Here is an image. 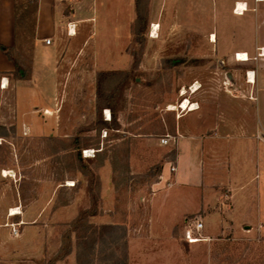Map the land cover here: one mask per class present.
<instances>
[{"label":"rangeland","instance_id":"obj_1","mask_svg":"<svg viewBox=\"0 0 264 264\" xmlns=\"http://www.w3.org/2000/svg\"><path fill=\"white\" fill-rule=\"evenodd\" d=\"M38 2L16 0L19 40L10 52L18 69L30 74ZM141 9L144 19L133 26L129 47L133 66L106 71L129 73L113 100L117 129L100 124L111 122L113 113L97 109V76L91 83L87 71L85 81L75 74L69 80L68 61L58 82L41 83L48 88L18 89V102V71L11 76L8 96L0 97V256H18L15 241L28 228L36 231V241L62 247L72 222L90 211L88 221L72 233L69 256L57 261L59 250L46 264H264V231L252 230V222L236 225L229 188L214 187L217 197L210 206L203 204L209 193L195 192L202 209L181 218L163 200L170 188L163 169L175 164V150L161 140L183 113L170 106L205 101L238 120L251 108L241 104V88L228 79L232 72L221 68L223 62L169 50L145 58L153 50L147 35L149 0H141ZM17 103L25 110L23 118ZM24 119L36 121L37 131ZM4 171L13 174L7 177ZM14 209L20 214L12 216ZM196 217L203 220L206 239L190 243L184 230Z\"/></svg>","mask_w":264,"mask_h":264},{"label":"crops","instance_id":"obj_2","mask_svg":"<svg viewBox=\"0 0 264 264\" xmlns=\"http://www.w3.org/2000/svg\"><path fill=\"white\" fill-rule=\"evenodd\" d=\"M245 6L247 11L241 14ZM137 18V0H86L72 6L63 0H39L31 79L16 80L17 102L20 88L43 89L48 88L45 82H58L67 61L69 80L75 74L78 80L85 81L88 71L92 83L98 72L130 70L133 55L129 47ZM156 29L157 36L153 35ZM18 30L16 0H0V45L14 48ZM147 30L153 50L146 52L145 58L161 57L169 50L190 59H206L211 64L223 62L221 68L226 69V65L232 72L228 79L241 88V104L251 108L249 115L239 120L220 115L205 106V101L188 100L195 108L187 111L177 108L183 113L169 133L172 140L168 145L161 144L175 150L177 168L174 174L170 166L163 169V179L170 184L163 200L181 218L202 209L195 192L209 193L203 204L210 206L217 197L214 187L229 188L236 225L252 222V230L257 227L256 231L262 233L264 4L256 0H149ZM47 40L51 43L47 44ZM239 55L248 56V61ZM145 58L141 65L145 66ZM216 71L220 73V68ZM14 72L15 64L0 49V97L8 96ZM3 83L8 87L3 89ZM17 105L23 118L25 110L20 111ZM24 121L37 131L33 124L36 121ZM41 131L44 134L48 130ZM35 233L32 228L25 229L15 241L19 255L0 256V264H46L59 252L60 242L49 248L48 242L35 240Z\"/></svg>","mask_w":264,"mask_h":264},{"label":"trees","instance_id":"obj_3","mask_svg":"<svg viewBox=\"0 0 264 264\" xmlns=\"http://www.w3.org/2000/svg\"><path fill=\"white\" fill-rule=\"evenodd\" d=\"M27 3L30 2L27 1ZM35 14H36V10H35ZM137 15L138 18L136 24H141V22L144 19L141 9V0H137ZM0 49L3 53H5L8 56V58L11 61H13L10 55V52L12 50L11 48H6L0 45ZM13 63L15 64V71L16 72L18 71L16 80L31 79L30 73L19 70L17 64L14 61ZM137 65H138V61H135L134 67H137ZM122 75H126V77L124 79L119 78ZM127 75H129V73L106 72V71H101L97 74V109L98 110L110 109L113 113L111 122H103V120L100 122V124L103 125L104 127L112 126L115 127L116 129L118 128V118L115 109L113 107V100L115 99L116 94L118 93L120 87L124 85ZM78 157H80V154H78ZM93 193H94V188L90 187V194L92 195ZM90 213H91L90 211L82 212L72 222L71 228H73V230H71L67 235L63 237V243L57 261H61L65 259L67 256H69L71 252L72 233L75 232L76 229H78L81 223L88 221V218L92 216V214Z\"/></svg>","mask_w":264,"mask_h":264},{"label":"built area","instance_id":"obj_4","mask_svg":"<svg viewBox=\"0 0 264 264\" xmlns=\"http://www.w3.org/2000/svg\"><path fill=\"white\" fill-rule=\"evenodd\" d=\"M30 3H34L36 0H27ZM65 3H69L70 5L73 4H78V3H82L85 2L86 0H63ZM258 3H263L264 4V0H256ZM237 10V8H236ZM247 11V6L244 7V9L241 11V14H243L244 12ZM71 32V30H70ZM47 44H50L51 42L49 40L46 41ZM4 82V79H3ZM3 89L8 87V83L5 85L4 83L1 86ZM110 120V118H109ZM172 140V138L167 135L166 137H164L161 140L162 145H168L170 143V141ZM176 166L174 164L171 163L170 165V172L172 174H174L176 172ZM204 223L201 217H196V218H192L190 220H188V222L186 223L185 226V230H184V238L190 242V243H195V242H201L204 241L206 238L204 237ZM13 233L15 235H18V230L17 229H13Z\"/></svg>","mask_w":264,"mask_h":264},{"label":"bare ground","instance_id":"obj_5","mask_svg":"<svg viewBox=\"0 0 264 264\" xmlns=\"http://www.w3.org/2000/svg\"><path fill=\"white\" fill-rule=\"evenodd\" d=\"M157 31H158V29H156V31L153 33V35H156V36H157ZM239 56L242 58L241 60H246V61H248V56L245 57V58H243V57H244L243 55H239ZM185 95H186V91L184 90V91L181 93V96H185ZM177 108H178L179 110L187 111V110H189V108H190V109H194V108H195V105H191L190 102H189L188 100H186L185 102H183V105H182L181 107H180V106L176 107V106H174V105H171L170 108H169V110H170V111H177ZM107 117L111 118L109 112H107ZM109 118H108V120H109ZM0 143H1V142H0ZM88 157H89V156H88ZM4 172H5V175H6L7 177L9 176V174H10V175L13 174V172H8V171H4ZM11 177H13V176H11ZM18 214H20L19 211H18V209H14V210H13V213H12V216H16V215H18Z\"/></svg>","mask_w":264,"mask_h":264}]
</instances>
